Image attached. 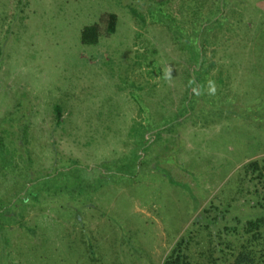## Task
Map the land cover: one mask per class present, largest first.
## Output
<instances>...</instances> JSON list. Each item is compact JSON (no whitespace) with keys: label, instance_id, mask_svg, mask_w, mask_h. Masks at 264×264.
<instances>
[{"label":"rangeland","instance_id":"obj_1","mask_svg":"<svg viewBox=\"0 0 264 264\" xmlns=\"http://www.w3.org/2000/svg\"><path fill=\"white\" fill-rule=\"evenodd\" d=\"M201 1L204 19L216 0H0V254L6 245L17 264L37 248L43 264H161L196 214L190 193L200 210L264 157V0H224L228 21L203 30L189 14ZM103 12L116 14L115 31L83 44L82 27ZM135 153L133 176L120 164ZM34 186L68 193L39 207V195L21 199ZM205 245L193 242L192 264Z\"/></svg>","mask_w":264,"mask_h":264},{"label":"trees","instance_id":"obj_2","mask_svg":"<svg viewBox=\"0 0 264 264\" xmlns=\"http://www.w3.org/2000/svg\"><path fill=\"white\" fill-rule=\"evenodd\" d=\"M223 1L224 0H216L214 4H212L207 14L204 16L205 20L200 17V7H202L204 2H198L196 7L193 6V9L189 12L193 19L192 25L198 26L199 24V28L202 27L201 30H203V28L206 27L204 23H215L216 25L218 23L217 26H220L221 18L228 21L227 17L220 16L222 4H225ZM245 1L247 0H244V2ZM116 23L117 16L115 13L103 12L99 16L97 22L82 27L80 33L81 42L83 44L96 43L101 35H110L113 33L116 28ZM211 28L212 27L209 29ZM201 30L198 32L199 39L201 33H203ZM194 31H196L195 28ZM206 37L204 40L208 41ZM190 50L192 52L191 65L193 66L194 72H199V74L201 71L206 72L209 68L208 66L202 68V70L195 69L198 65L201 67V63L203 62L204 45L202 41H199L196 45L191 44ZM198 81L199 85H201L202 82L199 79ZM53 110L56 123H61V108L55 105ZM18 126L21 138H24L27 134V126L24 123H20ZM140 135L143 140V132H141ZM143 143L145 144L146 142L143 140ZM148 147V145L145 146V148ZM0 149L3 152L6 151V147L1 139ZM135 154L136 156L133 155L132 159L129 157V159L133 161L132 163L129 161V165L126 166L124 162L120 164V170L122 172L132 174L133 176L137 174L136 171H138L142 165L137 164L136 159H139L140 155L137 153ZM169 180L172 183L175 182L170 175ZM52 183H55L54 179L48 182L47 185H51ZM84 184L90 185L91 183L87 182ZM40 188L41 187L35 188L34 186L32 192L24 194V198L21 199L25 201L29 195L36 197L39 195V197L35 198L34 202L38 203L39 207L41 204L42 206L51 204L56 205L52 197L62 196L63 193L67 192V190L63 189L56 191L50 189L49 191L43 190L39 193ZM190 195L194 204L193 211L196 212V214L184 232L174 242L161 264H192L190 250L193 242H195L198 237L199 239L203 237L206 244L205 248L198 253L199 257L203 260V264H264V157L251 159L243 164L234 176H230L227 181L222 184L219 191H217L200 210L198 209V199L192 192ZM41 200H43V202H41ZM63 204L64 202L61 203V206H63ZM21 211H23V209L20 211L17 209L12 210L14 216H16L18 212L20 213L19 216H16V218H18L14 220L24 227L26 224L22 220ZM1 214L0 211V215ZM101 214L104 215V212H101ZM74 215L76 223L82 225V228H84L82 216L76 212ZM109 216L107 218L111 220ZM10 221L11 219L7 217L6 222L9 223ZM2 224L3 221L0 220V230L4 228ZM116 224L118 223L114 225L118 226ZM81 231L83 232V230ZM104 232L105 235L111 233L108 229L104 230ZM70 250H72V248H70ZM129 251L130 253L133 252L132 249L127 250V252ZM1 252V257L5 259L3 264L19 263L17 260L18 253L13 255V257L9 255L11 260L9 257L7 259L6 245L5 248H2ZM40 252L44 253L38 248L34 251H28L27 255L29 256L26 255L27 258L25 260L19 261L21 264H43L44 257ZM93 252L91 254L88 250H85V254L91 255L93 260H103L101 255ZM31 255L33 256L30 257ZM69 264L72 263L69 262ZM81 264H84V261H82ZM134 264L138 263L134 262Z\"/></svg>","mask_w":264,"mask_h":264},{"label":"clouds","instance_id":"obj_3","mask_svg":"<svg viewBox=\"0 0 264 264\" xmlns=\"http://www.w3.org/2000/svg\"><path fill=\"white\" fill-rule=\"evenodd\" d=\"M210 83H211V82H210ZM214 92H215V88L212 87V88H211V93L214 94Z\"/></svg>","mask_w":264,"mask_h":264}]
</instances>
